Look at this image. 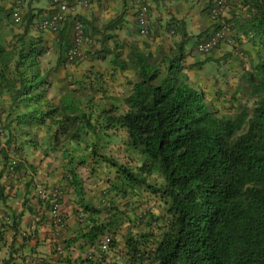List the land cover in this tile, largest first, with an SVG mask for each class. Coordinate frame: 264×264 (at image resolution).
I'll return each mask as SVG.
<instances>
[{
  "label": "trees",
  "instance_id": "1",
  "mask_svg": "<svg viewBox=\"0 0 264 264\" xmlns=\"http://www.w3.org/2000/svg\"><path fill=\"white\" fill-rule=\"evenodd\" d=\"M246 3L256 10H248L233 25L264 51V0ZM29 20L30 16L27 24ZM121 20L122 13L103 28L115 27ZM26 31L18 35L17 45L9 49L0 45V92H8L11 106L22 96L31 106L34 92L48 84L38 62L43 47L35 40L41 38L25 42ZM181 48L179 43L172 55L159 61L135 45L129 48L127 60L115 54L113 64L132 63L137 79L130 94L105 97L98 113L88 110L92 94L73 90L41 115L33 108L29 116L41 123L50 119L68 138L79 141L88 135L126 133L125 150L136 162L133 169L105 155L99 159L115 167L130 186H140L168 202L166 227L158 238L154 233L125 235L131 264H264V61L256 66L259 81L248 79L256 97L251 114L241 109L230 118L214 102L208 104L202 88L184 79ZM106 52L113 54L110 49ZM238 94L233 95L235 101ZM91 144L97 151L96 143ZM153 173L161 177L160 184L150 183ZM73 181L83 203L82 183L75 176ZM81 206L91 224L80 237L93 246L109 224L99 220L100 209ZM116 244L112 240L111 247ZM72 264L98 263L80 258Z\"/></svg>",
  "mask_w": 264,
  "mask_h": 264
},
{
  "label": "crops",
  "instance_id": "2",
  "mask_svg": "<svg viewBox=\"0 0 264 264\" xmlns=\"http://www.w3.org/2000/svg\"><path fill=\"white\" fill-rule=\"evenodd\" d=\"M150 1L155 7L154 14L158 19L157 25L175 22L177 25L174 35L178 34L177 36H181L183 41L190 40L199 33L205 35V31L216 22V20L212 21L213 19L208 15V0H176L168 3L167 0ZM67 2L75 4V0H67ZM230 3V8L225 16L227 19L231 18L232 22L236 19L242 21L243 18L240 16L245 11L256 10L254 6L247 4L246 0H230ZM112 5L115 6L116 11L117 8L120 9L118 12L124 6H128L127 0H90L88 6L76 4L75 8L76 12L82 14L89 29L97 30L101 25L99 23L103 22L102 24H104L113 17L110 16ZM50 7L49 0H25L23 6L24 21L20 26H16L11 24L9 2L0 1V20L2 22L0 44L8 47L16 35H21L24 32V28L27 29L24 35L26 40L30 39L31 35L42 34L41 39L35 40L38 46L43 47L38 62L40 68L46 70L45 72L48 74L50 83L48 98L52 102H57L60 96L71 87V81L68 82L67 80L72 73L56 64L62 58L71 40V17L68 16L64 30L59 36L54 37L48 32L37 34V20ZM29 16L30 20L27 24L26 20ZM123 25H127L126 20ZM151 28L153 30V25ZM60 37L62 38L61 41H59ZM186 43L188 42L186 41ZM184 51L188 52L187 49ZM197 60L195 57V61ZM48 63L50 65H47ZM6 96H8L6 90L1 89L0 105L6 101H4ZM46 97L47 95L43 98ZM24 103L20 102L16 106H19L22 112H30L33 107L32 104L24 109ZM25 114L27 115V113L20 115L22 116L21 120H19L21 117H10V122L8 121L10 135L17 136L16 140H18L23 151V161L20 163L16 175L6 172L5 162L8 158L6 150H2L0 153V219L8 213L12 220V224L8 225L0 236V264H72L80 258L87 259L86 256L90 254L104 256L98 264H106L109 256L100 253L95 245L89 246L80 237V233L86 231V227H90L88 224H91L90 216L84 213L80 206L84 204L100 209L104 205L100 197L101 185L90 184L88 180L83 181V203L79 202L78 188L73 181L74 178H69L67 173L71 165L68 164V161L72 162L70 158L73 155L64 151L53 153L52 135L56 132V126L48 123L41 125L33 121L34 119L32 120L29 114L28 116ZM59 139L61 140L62 136L59 135ZM45 141L47 143L43 144ZM44 151L45 153H42ZM80 176L82 175L79 174L75 179L81 181ZM40 184L48 187L63 186L66 189V195L62 202L65 218V225L62 230H57L52 226L49 219L48 202L38 198L35 188ZM81 212L84 214L79 218ZM101 216H98L99 220H101ZM129 226L130 223H128L127 229L129 228L131 231L133 228ZM23 229L27 230L25 238H21L19 235V231ZM60 245L63 248L61 254L57 253V248ZM117 258L120 259L119 256Z\"/></svg>",
  "mask_w": 264,
  "mask_h": 264
},
{
  "label": "rangeland",
  "instance_id": "3",
  "mask_svg": "<svg viewBox=\"0 0 264 264\" xmlns=\"http://www.w3.org/2000/svg\"><path fill=\"white\" fill-rule=\"evenodd\" d=\"M169 1L176 0H167V3ZM119 10L117 8L116 11L115 6L112 5L110 16H114ZM126 10L128 11L127 8ZM125 16L128 19L127 25L121 24L123 27L109 32V35L113 37L107 42V47L112 48L114 55L118 54L119 59L123 61L124 59L127 60V50L130 44L139 45L144 49H146L147 45L155 57H157V60H159L161 55L169 54V51L181 39L170 32L174 22L163 23L158 26V19H154V22L152 21V33L138 38L134 35L132 28V23L134 22L132 13L130 11L126 12ZM97 33L94 35V45L90 46V49H87L86 59L74 63H68L65 59L59 60L57 66L72 73L67 80L68 82L71 81L70 85L72 88L70 87V89L75 88L80 93L98 90L125 96L130 92L131 82L137 79V69L130 62H127L125 67L117 66V68H113L112 59L114 55H108L104 60L98 59L95 51L101 48V38L99 32ZM32 37L37 39L38 37L42 38V35ZM196 39L193 37L188 42L190 53L193 51L192 42H195ZM240 46L246 54L244 59H237L232 55H230L232 56L231 58L225 56L218 62V65L207 63L203 67L189 72L190 78L197 77V84L204 89L207 99L211 101L216 98L221 113L230 118H233L241 109H245L249 115L251 114L255 96L252 95L250 84L246 82L245 77L248 74H256L255 65L261 63L264 59V54L248 42H240ZM100 52L105 53L104 50ZM47 65H50V63ZM161 73L162 75L165 74L163 66L161 67ZM238 89H240L239 99L236 103L233 99V94ZM99 100L97 99L95 103L99 104ZM4 101L0 105V124L4 125L6 130L4 137L7 139L10 136L8 121L12 113H10L8 97ZM100 108V105L94 106V110H99ZM12 112L17 113L15 110ZM101 136L94 137L93 135H88L85 140L86 142L83 143L72 141L62 144L63 142H60L59 144H55L53 153H60V151L71 153L73 155L70 158L72 162L68 161V164H71L70 167L78 165L82 167L80 169L82 175L81 181L88 180L90 184H100V189L106 190L105 207L108 213H111V216L109 215L106 218L109 224V230H106V232L111 233L113 241L117 243L115 246L117 250L105 255L109 256L107 257L108 262L106 264H131L129 256H127L128 249L125 247L124 242V237L129 231V228L127 229L128 223H130L129 227L133 228L129 233L134 235L154 233L156 238H158L161 231L166 227L168 202L159 194L151 193L140 186H130L118 175L115 167L99 159V155H105L122 165L134 168L136 162L133 156L128 155V152L125 150L126 137L123 131L110 132L107 136L101 134ZM16 137L15 140L17 139ZM16 142L19 143L18 140ZM91 142L96 143L97 156L96 153L92 152ZM46 143L47 141L43 144ZM86 143L90 144L84 146ZM42 153H45V151ZM95 159L99 161L97 162ZM87 165L88 169L85 168ZM149 181L152 184H160L161 177L157 173H153L149 177ZM139 214L142 215V218L138 217Z\"/></svg>",
  "mask_w": 264,
  "mask_h": 264
},
{
  "label": "clouds",
  "instance_id": "4",
  "mask_svg": "<svg viewBox=\"0 0 264 264\" xmlns=\"http://www.w3.org/2000/svg\"><path fill=\"white\" fill-rule=\"evenodd\" d=\"M0 1H3V0H0ZM6 2H9V4H10V8H9V16H10V20H11V24H13V25H16V26H20L22 23H23V21H24V16H23V6H24V4H25V0H21V2L19 3V5H18V10H19V13H20V15H21V22H18V23H15L14 21H13V19H12V12H13V9L16 7V5L13 3V1L12 0H5ZM50 1V9L48 10V11H46L43 15H41V17H39L38 18V20H37V23H36V32H37V34L38 33H44V32H48V33H50V34H52L54 37H57V36H59L60 34H61V32L64 30V27H65V24H66V21H67V19H68V16L69 17H71V29H70V37H71V40H70V42H69V45L66 47V49H65V51H64V53H63V56H62V58L60 59V60H64L65 59V61L66 62H68V63H74V62H77V61H79V60H83V59H86V56H87V49H90V46H93L94 45V43H95V40H94V35H96L95 33H97V32H99V35H100V38H101V43H100V47L101 48H99L98 50H96L95 51V53H96V56H97V58L98 59H101V60H104L105 58H106V56H108V55H114V51L112 50V48H109V47H107L108 45H107V42H108V40L109 39H111L113 36L112 35H109V32H111L112 30H117V29H120V27H121V24H124V21L126 20H128L127 18H126V12H131L132 13V15H133V25H134V27H133V25H132V28H133V31L135 32L134 33V35H136L138 38L139 37H144V36H147V35H149L150 33H152L153 32V30H152V28H151V26L153 25V20L154 19H156V17H155V14H154V10H155V7L153 6V4H152V2L150 1V0H146V2L148 3V5H149V9H150V18H149V33L147 34V35H140L139 33H138V31H137V23H136V20H135V9H134V7L132 6V4H131V1L130 0H127V5L128 6H124L123 7V9L120 11V12H118V13H116L112 18H110L108 21H110L111 19H113V18H115L117 15H119V14H121L122 13V20H121V22L117 25V26H115V27H111V28H108V29H104L103 28V25H105L108 21H106V23H104V24H101L100 25V27H99V29H97V30H91V29H89V26L87 25V22L86 21H84V19H83V16H82V14H79L78 12H76V4H82L83 6H88L89 4H90V0H86V4L84 3V0H75V4H71V3H69V2H67V0H64L71 8H70V10H69V12L66 14V16H65V19H64V21L62 22V23H60L59 24V26H58V28L56 29V30H50V29H41V27H40V22L43 20V19H45V18H47V17H49L50 15H52V13H53V11H54V4L52 3V0H49ZM206 3V2H205ZM216 3H217V0H208L207 1V5H208V15H209V17L211 18V19H213L212 21H215L216 20V22L215 23H213V25L210 27V28H208L205 32H206V34L205 35H203V34H201V33H199V34H197L196 36H194V38H197L196 40H195V42H192V46H193V51L190 53L189 52V48L190 47H188L189 46V43H186V41L187 42H189V40L188 39H186V40H182V37L181 36H179L181 39H180V41L176 44V46L173 48V49H171L170 51H169V54H163V55H161V57H163V56H170V55H172V53H173V51H175V49L177 48V46L179 45V43H182V48H181V66L183 67L182 68V70L180 71V73H182V75L184 76V79H186L187 80V82L191 85V86H193V87H195V88H202L201 86H199L198 84H197V80H196V78H190V76H189V72L190 71H194L195 69H199V68H201V67H203L205 64H207V63H213V64H216V65H218V62H220V60L223 58V57H225V56H227V57H229V58H231L232 56H234L235 58H237V59H244L245 58V56H246V54H245V52H244V50L242 49V47L240 46V42L241 43H246V42H248V40H247V38L243 35V34H241V33H239L238 32V28H235V26L233 25V22L231 21L232 19L231 18H228L227 19V17L225 16V13H227V11L229 10V8H230V5H231V3H230V0H226L225 1V3L223 4V6L221 7V8H219V11L214 15V13L212 12V9L214 8V6L216 5ZM244 6H246V5H244ZM126 8L128 9V11L126 10ZM248 12L249 11H245L240 17L241 18H245L246 17V15H248ZM77 19H79V20H81L82 21V23L84 24V34H85V36L86 37H88V38H90L91 39V41L90 42H86L82 47H81V56L80 57H78V58H76V59H73V60H70V59H68V57H67V52H68V50H69V48H71L72 47V45H73V43H74V34H73V26H74V21L75 20H77ZM153 21V22H152ZM170 23V22H169ZM2 24V22H1V20H0V27L2 26L1 25ZM168 24V23H167ZM176 23L174 22V27L170 30V32L171 33H173L174 34V30H175V28H176ZM223 25H225L226 27H227V38H225V39H221V40H219L216 44H215V46H213L210 50H208V51H205V52H200V51H198L197 50V45H198V43L199 42H201V41H203V40H207V39H209L221 26H223ZM94 32V33H93ZM204 32V33H205ZM98 34V33H97ZM39 35H42V34H39ZM175 35H178V34H175ZM18 36L16 35V37H15V39L13 40V41H11V43L9 44V46L8 47H5V46H3V45H1L2 47H4L5 49H9L10 47H12L13 45L15 46V45H17L18 43H19V40H18V38H17ZM31 38L30 39H28V40H26V39H24V41L25 42H28V41H30V40H32L33 39V37H32V35L30 36ZM62 40V38L60 37L59 38V41H61ZM249 43V42H248ZM187 46H186V45ZM249 44H251V43H249ZM133 45H135L136 47H138L139 49H142V50H144V51H150L151 53H152V51L149 49V47L146 45V49H144L143 47H141V46H139V45H136V44H130L129 46L130 47H132ZM252 46H254L257 50H260L263 54H264V51H263V49L261 48V47H259V45H257V44H251ZM185 46H186V48H185ZM129 47V48H130ZM106 49H110L111 51H113V54L112 53H107L106 52ZM185 49H187L188 50V52H185L184 50ZM101 50H104L105 51V53H102V52H100ZM129 50V49H128ZM127 50V51H128ZM219 50H222V51H219ZM216 51H218L219 53H217ZM90 55V54H89ZM152 55H153V57H155V55L152 53ZM230 55H232V56H230ZM115 56V55H114ZM161 57H160V59H161ZM195 57H197V61H195ZM156 58V61H159V60H157V57H155ZM119 60H121V61H123L122 59H119ZM263 61H264V59H263ZM262 61V62H263ZM58 62H59V60L57 61V63L56 64H58ZM261 62V63H262ZM117 66L118 65H114L113 64V62H112V67L113 68H117ZM164 67V70H165V64H161V66H160V71H161V67ZM256 66H257V64L255 65V71H256V74H254V75H251V74H248L246 77H245V80H246V82L247 83H249V81H248V79L249 78H252L253 79V81L254 82H258L259 81V76H258V70H259V68H256ZM120 67V66H119ZM122 67V66H121ZM41 69V68H40ZM46 70H42L41 69V73L42 74H46L47 75V81L49 80L48 79V74L45 72ZM48 72H49V70H48ZM162 74V73H161ZM257 77V78H256ZM135 81V80H134ZM133 81V82H134ZM250 84V83H249ZM45 87H40L38 90H36L35 92H34V96L32 97V108L31 109H36L38 112H39V115H41L43 112H45V110L48 108V106L49 105H53L54 103H57V102H52L49 98H48V86H50V83H49V81H48V84H46V85H44ZM131 88H132V82H131V87H130V91H131ZM203 89V88H202ZM250 89H251V85H250ZM73 90H77V89H75V88H73V89H69L68 91H66V92H70V91H73ZM204 90V89H203ZM78 91V90H77ZM239 91H240V89H238L237 91H235V93L236 92H238L239 93ZM79 93H80V91H78ZM83 92H85V93H90V94H92L93 96H94V100H93V103H91L90 104V106L88 107L89 109V111L90 112H93V113H98V111L101 109H99V110H94V106L95 105H100L101 107H102V105H105L106 104V99H105V97H109V96H113V97H123V96H119V95H114V94H111V93H105V92H101V91H98V90H94V91H83ZM6 93H8L7 91H6ZM204 93H205V91H204ZM234 93V94H235ZM37 94H40V98H39V100H38V98H37ZM106 94V95H105ZM128 94H130V92L128 93ZM128 94H126V95H128ZM206 94V93H205ZM233 94V95H234ZM47 95V97L46 98H43V97H45ZM98 95V96H97ZM125 95V96H126ZM253 95V94H252ZM97 96V98H95ZM238 96H239V94H238ZM255 96V95H254ZM6 97H8V99H9V108H10V113H12V115L10 116V117H21V118H19V120H21L22 119V116H20V115H23L24 113H27V114H30L31 112H22V110L19 108V106H16L17 104H20V102H25L26 103V100H24L25 99V96H22V99L23 100H21V101H19L17 104H15V105H13V106H11V103H10V98H9V95L8 96H6ZM206 98H207V95H206ZM256 98V97H255ZM99 100V104H97V103H95L96 102V100ZM234 99V98H233ZM207 101L209 102L208 104L210 105V102H214L216 105H217V101H216V98H214V99H212L211 101L210 100H208L207 99ZM36 102H38L37 103V105H34V104H36ZM238 101H236V103H237ZM25 103H24V109H26V105H25ZM208 105V106H209ZM210 107V106H209ZM18 108V109H17ZM17 109V110H16ZM13 110H15V111H17V112H22V113H19V114H15V112H12ZM0 113H1V109H0ZM9 117V118H10ZM33 120V119H32ZM33 121H36V122H38L39 124H41V125H44L45 123H48L49 125H54V126H56V132H55V134L54 135H52V139H53V145H54V147H55V144H59L60 142H63L62 144H65V143H69V142H77V143H83V142H85V140H83V141H79V140H75V139H70V138H68L67 137V134L65 135V134H63L62 132H61V130L59 129V125L58 124H56V123H53L50 119H45V120H43V123H41L40 121H37L35 118H34V120ZM10 122V121H9ZM9 124V123H8ZM0 128L2 129V131L0 132V143H2L3 144V146L1 147V149H0V153H1V151L2 150H6V153H7V161L5 162V168H6V172L7 173H13V174H17V170H19V168H20V163L23 161V151L21 150V148L19 147V145H18V143L16 142V140H15V137L14 136H12V135H10L9 136V138H7V139H5V137H4V133H5V128H4V125H2V124H0ZM59 135L60 136H62V139L60 140L59 139ZM124 135H125V137L127 138V136H126V133H124ZM11 141H13L14 143H15V145H16V149H15V151L17 152V153H19L20 154V161L18 162V165H17V167H16V171L15 172H10V171H8V169H7V167H8V162H9V159H10V156L12 155V150L10 149V147H9V143L11 142ZM85 146V145H84ZM92 148L94 147V145H90ZM93 153L95 152V153H98V151H92ZM5 153V152H4ZM87 162V161H86ZM82 167L80 166V165H78V166H75V167H70V168H68V170H67V173H68V177L69 178H74V176L76 177V176H78L79 174H81V169ZM86 169H88L89 167H88V165L85 167ZM80 179L82 180V177L80 176ZM81 183H82V181H80ZM40 188H44V189H54V188H58V189H61L62 191H63V193H62V197H61V199H60V204H61V206H60V209H61V216H62V221H63V226L61 227V228H58V227H55L54 225H53V223H52V220H51V218H50V216H49V219H50V221H51V224H52V226L55 228V229H57V230H62L63 229V227H64V225H65V218H64V214H63V211H62V202H63V199H64V197H65V195H66V189H65V187H63V186H52V187H48V186H46V185H37L36 186V188H35V190H36V192H37V195H38V198L40 199V200H42V201H46V202H48V204H49V210H50V197L48 198V199H42L41 197H40V195H39V189ZM100 197H101V201H102V203L104 204L102 207H100V210H101V212H100V216L102 217L101 218V220L103 221V222H107L108 221V219H106L109 215L111 216V213L109 212L108 213V211H107V209H106V205H105V203H106V190L105 189H101L100 190ZM87 206H89V205H87ZM81 207V209H82V211L84 212V213H86L84 210H83V208H82V206H80ZM92 207H94V206H92ZM98 209V208H97ZM83 212H81L82 214L80 215L79 214V218H81V216L84 214ZM86 214H88V213H86ZM5 215H9L10 216V220H9V222L6 224V227L4 228V230L3 231H0V236H1V234H3V232L5 231V229L7 228V226L8 225H11L12 223V220H11V215L10 214H8V213H6ZM4 215V216H5ZM3 216V217H4ZM2 217V218H3ZM138 217L139 218H142V215L141 214H139L138 215ZM1 218V219H2ZM21 231H26L27 232V230H20L19 231V235H20V237L21 238H25L26 236H27V234L25 235V236H21ZM130 231H128V233H129ZM131 234V233H130ZM102 236H109L110 237V244H109V249H108V251L107 252H101L100 250H99V248L97 247V242H98V239L100 238V237H102ZM112 240H113V238H112V234L111 233H108V232H104V233H102L101 235H99L98 237H97V239H96V241H95V247L99 250V252L100 253H102L103 255H107V254H110L111 252H114L115 250H117V248L116 247H114V248H112L111 247V244H112ZM59 251H61V252H59ZM63 252V248H62V245H60L58 248H57V253H59V254H61ZM87 257V259L88 260H91L92 262H94V263H98L101 259H102V257H104V256H102V255H99V254H90V255H87L86 256ZM25 264H30V263H25ZM36 264H40V263H36Z\"/></svg>",
  "mask_w": 264,
  "mask_h": 264
},
{
  "label": "built area",
  "instance_id": "5",
  "mask_svg": "<svg viewBox=\"0 0 264 264\" xmlns=\"http://www.w3.org/2000/svg\"><path fill=\"white\" fill-rule=\"evenodd\" d=\"M16 7L12 12V19L15 23L21 22V15L18 10V5L21 0H12ZM132 6L135 9V20L137 23V31L140 35H147L149 33V18H150V9L146 0H130ZM226 0H217L216 5L212 9L214 15L219 11V8L223 6ZM54 4V11L52 15L43 19L40 22L41 29H50L56 30L60 23H62L65 19L66 14L70 10V6L64 0H52ZM86 4V0H84ZM73 34H74V43L71 48H69L67 52V57L70 60L76 59L81 56V47L86 43L90 42L91 39L86 37L84 34V24L81 20L77 19L74 21L73 26ZM227 38V27L225 25L221 26L209 39L203 40L198 43L197 50L200 52H205L210 50L215 44L221 40ZM2 129L0 128V132ZM3 146L0 143V149ZM9 147L12 150V155L10 156L8 162V171L15 172L18 162L20 161V154L15 151L16 145L13 141L9 143ZM39 195L42 199H50V210L49 216L52 220V223L55 227L61 228L63 226L61 209H60V199L62 197L63 191L58 188L54 189H39ZM10 216L5 215L2 219H0V231H3L6 227V224L9 222ZM27 234L26 231H21V236H25ZM97 247L101 252H107L110 244L109 236H102L98 239ZM61 252V251H59Z\"/></svg>",
  "mask_w": 264,
  "mask_h": 264
}]
</instances>
